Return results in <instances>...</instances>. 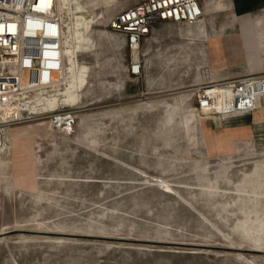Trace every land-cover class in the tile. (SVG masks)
Wrapping results in <instances>:
<instances>
[{
	"label": "rangeland",
	"instance_id": "rangeland-1",
	"mask_svg": "<svg viewBox=\"0 0 264 264\" xmlns=\"http://www.w3.org/2000/svg\"><path fill=\"white\" fill-rule=\"evenodd\" d=\"M58 4L62 68L45 86L26 73L0 119L19 103L32 115L73 105L75 123L53 131L42 114L6 127L0 264H264V144L203 117L183 91L247 58L242 22L200 46L159 25L134 78L121 37L101 33L131 0ZM83 25L100 33L89 53Z\"/></svg>",
	"mask_w": 264,
	"mask_h": 264
},
{
	"label": "built area",
	"instance_id": "built-area-1",
	"mask_svg": "<svg viewBox=\"0 0 264 264\" xmlns=\"http://www.w3.org/2000/svg\"><path fill=\"white\" fill-rule=\"evenodd\" d=\"M204 17L197 0H138L117 11L106 28L121 37L126 52V73L137 78L142 71L140 46L156 33L159 25L194 26ZM61 20L56 0H0V105L16 104L22 91V73L45 86L61 68ZM220 89L213 109L216 115L251 113L264 96V69L257 73L204 81L190 91L201 108L214 102L208 91ZM18 110H6L0 119V144L7 126L24 123L32 115L19 103ZM212 108V107H211ZM76 118L75 108H59L45 119L53 131L69 132Z\"/></svg>",
	"mask_w": 264,
	"mask_h": 264
},
{
	"label": "crops",
	"instance_id": "crops-1",
	"mask_svg": "<svg viewBox=\"0 0 264 264\" xmlns=\"http://www.w3.org/2000/svg\"><path fill=\"white\" fill-rule=\"evenodd\" d=\"M136 1L138 0H131V4ZM197 1L204 11V19L200 26L183 27L184 30H187L186 34L190 43L196 45L199 42L198 44L200 46L202 39L208 36L212 42L213 36L236 35L239 31L238 22L241 21L242 25L240 27L245 36L244 47L243 49L241 48V50L248 53L247 58L241 59L224 69L228 70L232 68L234 69L232 72L221 74V72L224 71L222 70L219 72L220 76L215 78L213 75H210L209 80H207L212 81L244 74H252L264 69V0ZM85 27L86 25H83L82 32L87 37V42L82 46L81 52L89 53L91 46L95 43L92 37H96L100 33L92 28L94 27L93 25L91 28L90 26L86 28L89 30H84ZM101 33L107 34V38H110L104 42L113 45V41H115L116 38L113 37L112 33H109L107 30ZM120 40L122 41V39ZM98 43L101 45L102 42L98 41ZM88 75L89 72L84 87L80 89V96L89 83ZM196 76L200 77V74L197 73ZM187 93L190 99L191 92ZM233 116L234 115H228L224 117L226 120L221 122L220 125L232 131L244 133L243 135L251 137L255 143L264 144V96L258 99L257 108L253 112ZM217 145L218 143H216V146ZM232 149L233 146L229 144L223 148L225 152H230Z\"/></svg>",
	"mask_w": 264,
	"mask_h": 264
},
{
	"label": "bare ground",
	"instance_id": "bare-ground-1",
	"mask_svg": "<svg viewBox=\"0 0 264 264\" xmlns=\"http://www.w3.org/2000/svg\"><path fill=\"white\" fill-rule=\"evenodd\" d=\"M56 10H57V13H58V15H59V4H58V0H56ZM64 15V14H63ZM203 19L204 18H202L201 20H200V22H199V24H197V25H194V26H199V25H201L202 24V21H203ZM186 27H193V26H186ZM108 31V30H107ZM109 32V31H108ZM109 33H111V32H109ZM60 43H61V40H60ZM60 55H61V47H60ZM61 60H62V55H61ZM62 65H63V60H62ZM62 65H61V68H62ZM60 68V69H61ZM60 69L58 70V71H56V72H54V73H57V72H59L60 71ZM53 73V74H54ZM52 74V75H53ZM22 81H24V83H27V79H26V72H24V73H22ZM213 81V80H212ZM183 91H187V92H190V89H188V90H183ZM183 91H181V92H183ZM219 93H220V89H218V88H213L212 90H210V91H208V94L213 98V100H214V102L212 103V105H210V104H204L201 108H198V111L203 115V117H213V118H217V117H222V116H228V115H216V114H213V109H214V107L216 106V104L218 103V101H219V99H220V95H219ZM72 107H73V105H72ZM212 107V108H211ZM67 108H69V107H67ZM180 108V107H179ZM13 110H16V109H13ZM25 110V109H24ZM57 109H49V110H47V111H45V112H42V113H38L37 115H42V114H47V113H50V112H54V111H56ZM25 111H27V110H25ZM196 111V110H195ZM27 113H28V111H27ZM241 114H243V113H239L238 115H241ZM198 115V114H197ZM231 115H237V114H231ZM199 117H201L200 115H198ZM36 119H38V118H36ZM193 122V121H192ZM7 127H9V126H7ZM189 127V126H188ZM190 128H192V127H190ZM188 129V128H187ZM194 130V129H193ZM189 131V130H188ZM194 131H196V130H194ZM193 131V132H194Z\"/></svg>",
	"mask_w": 264,
	"mask_h": 264
},
{
	"label": "water",
	"instance_id": "water-1",
	"mask_svg": "<svg viewBox=\"0 0 264 264\" xmlns=\"http://www.w3.org/2000/svg\"><path fill=\"white\" fill-rule=\"evenodd\" d=\"M187 249H193V248H187Z\"/></svg>",
	"mask_w": 264,
	"mask_h": 264
}]
</instances>
